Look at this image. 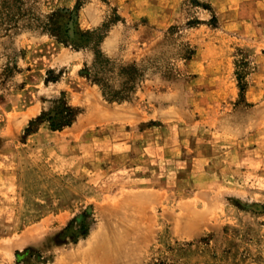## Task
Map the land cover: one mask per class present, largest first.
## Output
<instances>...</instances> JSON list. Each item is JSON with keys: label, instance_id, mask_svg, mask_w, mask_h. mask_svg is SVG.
<instances>
[{"label": "rangeland", "instance_id": "rangeland-1", "mask_svg": "<svg viewBox=\"0 0 264 264\" xmlns=\"http://www.w3.org/2000/svg\"><path fill=\"white\" fill-rule=\"evenodd\" d=\"M88 5L103 13L101 25L80 20ZM237 6L183 0L181 21L153 32L114 0H0V264H264V96L246 101L264 38L243 35L236 47L237 79L247 86L235 153L223 139L205 142L213 170L182 173L176 187L125 189L140 183L99 169L68 124L78 111L69 95L90 72L114 91L131 86L130 95L145 78L184 83L199 41ZM115 24L133 36V55L105 52L113 62L95 63L99 36Z\"/></svg>", "mask_w": 264, "mask_h": 264}, {"label": "crops", "instance_id": "crops-1", "mask_svg": "<svg viewBox=\"0 0 264 264\" xmlns=\"http://www.w3.org/2000/svg\"><path fill=\"white\" fill-rule=\"evenodd\" d=\"M114 1L127 20L144 19L145 30L160 32L181 21L183 0ZM236 1V16H229L220 27L203 29L207 37L199 41L195 55L187 61L184 83L145 78L131 99L111 102L90 79L82 90L69 95L71 105L78 108L70 124L77 147H89L90 143L89 160L98 163L99 169L124 170L140 183L125 189L176 187L182 173L194 176L197 170L212 171L216 154L205 142L213 139L216 144L223 139L225 152L235 153L238 140L245 135L236 116L242 108L237 104L236 47L243 35L264 38V0ZM85 10L80 20L87 26L103 23L105 17L97 7L88 5ZM134 44L127 27L115 24L101 48L108 55L128 57L133 55ZM64 54L79 68L78 51ZM253 81L246 101L264 96V54L258 56ZM57 86L61 89L55 90L60 92L63 86ZM255 134L251 132V137Z\"/></svg>", "mask_w": 264, "mask_h": 264}, {"label": "trees", "instance_id": "trees-1", "mask_svg": "<svg viewBox=\"0 0 264 264\" xmlns=\"http://www.w3.org/2000/svg\"><path fill=\"white\" fill-rule=\"evenodd\" d=\"M103 27H106V24H103ZM102 29V28H101ZM111 28H107L105 29V31L103 33H101V35L99 36V42H98V47H96V60L95 63L98 62L99 59H104L106 63L110 64L111 62H113V60L111 59V57H109L101 48V42L104 40V38L106 37V35L108 34L109 30ZM96 64H93V67L95 68ZM89 78L91 79V81L98 83L104 93V96L107 100L114 102V101H125V100H129L131 99L133 95H130L129 89H131V86H127V90L123 91V93H121L122 91H114L110 88V86L106 83V80L104 77H101L99 75L98 71H95L94 73L90 72V76ZM238 80H239V87H240V92L241 95L244 94V91L246 90V86L247 83H243V79L240 75H238ZM137 91V90H136ZM135 91V92H136ZM68 122V121H67ZM72 120H70L68 122V124H71Z\"/></svg>", "mask_w": 264, "mask_h": 264}, {"label": "bare ground", "instance_id": "bare-ground-1", "mask_svg": "<svg viewBox=\"0 0 264 264\" xmlns=\"http://www.w3.org/2000/svg\"><path fill=\"white\" fill-rule=\"evenodd\" d=\"M117 209V208H116ZM119 212V211H118ZM117 214V213H116ZM117 224V223H116ZM119 227V226H118ZM114 228H116V227H114Z\"/></svg>", "mask_w": 264, "mask_h": 264}]
</instances>
